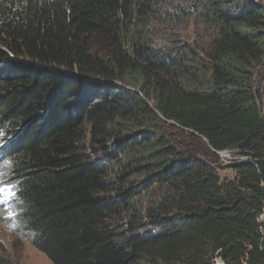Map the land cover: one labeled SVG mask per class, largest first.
<instances>
[{
	"label": "trees",
	"instance_id": "16d2710c",
	"mask_svg": "<svg viewBox=\"0 0 264 264\" xmlns=\"http://www.w3.org/2000/svg\"><path fill=\"white\" fill-rule=\"evenodd\" d=\"M165 10L210 48L154 43ZM0 133L19 233L53 264H264L263 5L0 0Z\"/></svg>",
	"mask_w": 264,
	"mask_h": 264
},
{
	"label": "rangeland",
	"instance_id": "374dc122",
	"mask_svg": "<svg viewBox=\"0 0 264 264\" xmlns=\"http://www.w3.org/2000/svg\"><path fill=\"white\" fill-rule=\"evenodd\" d=\"M250 1V0H249ZM264 6V0H251ZM168 12L163 11L160 18L162 22L156 20L152 23V40L156 44L163 45L170 38H178V42L190 43L201 51L208 50L211 42L215 39L217 31L213 27H208L198 20L194 15L181 17H168ZM260 71V76L255 77L259 82L261 80V64L257 66ZM176 136V133H173ZM3 138V137H2ZM0 137V140H2ZM90 137L87 136L82 142L84 151L90 158L94 160H106L107 154L102 151H95L99 147L89 145ZM0 145H2L0 143ZM100 149V148H99ZM101 152V153H100ZM246 157L237 155L234 151H225L220 154L219 164L221 168L219 172L222 177L232 178L234 170L227 168L228 164L236 160H245ZM3 166L0 167V172L4 171ZM2 180V178H0ZM0 187L4 188L1 192L3 197L0 201L4 208L0 210V263L1 264H53L41 251L36 249L20 231V223H18V210L15 200L12 199L13 190L9 184ZM151 194H154L152 192ZM145 198L144 201H147Z\"/></svg>",
	"mask_w": 264,
	"mask_h": 264
},
{
	"label": "clouds",
	"instance_id": "9594fccd",
	"mask_svg": "<svg viewBox=\"0 0 264 264\" xmlns=\"http://www.w3.org/2000/svg\"><path fill=\"white\" fill-rule=\"evenodd\" d=\"M1 166L4 167V165L2 163H0V167ZM0 178H2V181H3V184H1V185L7 186V181L5 179L4 171L0 172ZM0 197H3V195L1 194V192H0ZM3 208H4V206L2 205V202L0 201V210H2Z\"/></svg>",
	"mask_w": 264,
	"mask_h": 264
},
{
	"label": "built area",
	"instance_id": "2783aa9c",
	"mask_svg": "<svg viewBox=\"0 0 264 264\" xmlns=\"http://www.w3.org/2000/svg\"><path fill=\"white\" fill-rule=\"evenodd\" d=\"M228 151V150H225ZM225 151H219V154H223ZM213 264H226L222 258V256L218 255V253H216V256L213 260Z\"/></svg>",
	"mask_w": 264,
	"mask_h": 264
},
{
	"label": "snow or ice",
	"instance_id": "6c2138e0",
	"mask_svg": "<svg viewBox=\"0 0 264 264\" xmlns=\"http://www.w3.org/2000/svg\"><path fill=\"white\" fill-rule=\"evenodd\" d=\"M0 136H2V133H0ZM0 147H2V145H0ZM0 184H3V181L0 180ZM4 191V188L3 187H0V192H3Z\"/></svg>",
	"mask_w": 264,
	"mask_h": 264
}]
</instances>
